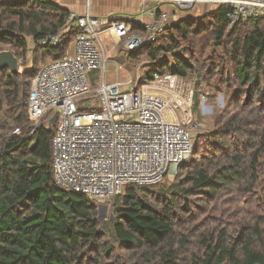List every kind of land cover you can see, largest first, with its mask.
Returning a JSON list of instances; mask_svg holds the SVG:
<instances>
[{
    "label": "trees",
    "instance_id": "16d2710c",
    "mask_svg": "<svg viewBox=\"0 0 264 264\" xmlns=\"http://www.w3.org/2000/svg\"><path fill=\"white\" fill-rule=\"evenodd\" d=\"M229 11L215 5L171 23L140 49L155 65L140 87L172 73L216 84L214 97L232 101L215 110L174 184L131 185L114 198L111 239L97 203L56 182L57 125L33 129L29 117L33 79L66 55L75 35L54 48L39 43L71 12L52 0L0 2V52L20 62L16 74L0 70V264H264V17L230 30Z\"/></svg>",
    "mask_w": 264,
    "mask_h": 264
},
{
    "label": "built area",
    "instance_id": "2783aa9c",
    "mask_svg": "<svg viewBox=\"0 0 264 264\" xmlns=\"http://www.w3.org/2000/svg\"><path fill=\"white\" fill-rule=\"evenodd\" d=\"M91 2L86 0V13H71L60 32L40 41L41 47L54 48L70 32L75 35L66 55L47 62L33 79L28 109L33 129L57 115L53 155L58 186L88 196L99 207L122 195L127 186L159 185L192 162L195 140L188 125L194 91L172 73L141 88L140 73L108 83L107 56L100 44L104 21L91 14ZM164 2L178 11L226 5L230 30L241 21L264 17V0ZM158 11H151L153 20L143 33L133 31L135 19H112L108 31L127 53L137 51L155 43L170 25L169 13ZM143 62L145 66L150 59Z\"/></svg>",
    "mask_w": 264,
    "mask_h": 264
},
{
    "label": "rangeland",
    "instance_id": "374dc122",
    "mask_svg": "<svg viewBox=\"0 0 264 264\" xmlns=\"http://www.w3.org/2000/svg\"><path fill=\"white\" fill-rule=\"evenodd\" d=\"M1 1L3 2L5 0H0V2ZM53 1H56V0H53ZM97 1L98 0H92L91 5H90V8H91L90 11H91V14L93 16H96V9L97 8H100V6H101V9H103V7H104V1L105 0H101V5H97L95 3ZM149 1H155L156 3L157 2L164 3L163 5L161 4V6H163L164 9H167L166 11L169 13V16L171 18H172V16H174L175 13H172L173 6L171 4L164 2V0H149ZM78 3H81L82 6H83V4L85 5L84 0H79V2L74 3V4H78ZM108 3L110 6H114V4H117L116 2H114V0H108ZM121 3L123 5L122 10H125L124 8H131L129 5L130 2H128V0H122ZM121 3H118L117 5L120 6ZM161 6L159 7V9L161 8ZM84 7L82 9H80V10H83V12L82 13L78 12V14H83L85 12L86 7L85 8ZM132 8L137 9V11L132 10V11H129V13L128 12L127 13L132 17H137V16L140 17L142 6H137V7L135 6ZM125 13H126V11H125ZM196 15L198 16V14H196ZM99 16H98V18L104 20V18H103L104 16H102V15H99ZM116 41L118 42V38L116 36H113L111 38V36L108 33L103 35V37H102V43L104 45H108L110 42L115 45ZM117 47H118V49H120L121 46H117ZM30 50H32L33 52L29 53V57H28L29 62L32 61V57L34 55V50H35L34 43L30 44ZM127 55H128V53L126 51L124 53L122 52L121 54H118L116 52L113 55L112 54L110 55L107 53V55H106L107 56V76L110 73V68H111L110 65H113L115 68H116L117 64H118V66L123 67V68L129 67L130 68V76L135 77L138 75V73H140L143 80L145 78L146 73L155 68V65L153 64L152 61H150L147 65L142 66L144 63V62H142V60L144 59V57L146 58V50L145 49L138 51V56L135 57L136 62L133 61V59H134V57H133L132 62H130V65L125 59L122 58V57L127 58ZM120 58H122L124 60L123 64L121 63ZM50 59L46 62H49ZM129 60H131V59H129ZM28 63L26 62L27 67L25 66L27 70L30 67L32 68V62L29 64ZM44 64H42L40 67H42ZM139 69H140V71H138ZM231 69H232V67L229 66V70H231ZM22 70L23 69H21V71ZM122 78L124 79L126 77H122ZM159 78H161V77L159 76ZM186 82L188 83V87H190L194 91V101H195V99L199 100V109H198L199 114L198 115L195 114L196 101L195 102L193 101V105H192V109H191L193 118H192V122L188 125V130H190V132L193 136V139L195 140V144H196L199 135L201 133L209 131L213 127L215 110L216 109H218V110L219 109L220 110L225 109L229 105V103L232 101V98L225 96L223 94H218L214 97L215 91L217 89V85L205 83L197 77L190 78V80L186 79ZM127 89H128V87L126 86L125 90H127ZM167 95L171 96V94H167ZM194 159H195V157H194ZM194 159H192V162H194ZM180 172H181V169L178 168L174 172V175L172 177H167L162 182V185L170 186L171 184H174L177 181V179L180 175ZM115 202H116V199H113L110 203L106 204V206H107L106 212L105 211L99 212V220L101 222V229L104 232H106L107 235L111 239L113 238L111 232H112V221H113V219H115V214H114ZM263 204H264V201H261V206Z\"/></svg>",
    "mask_w": 264,
    "mask_h": 264
},
{
    "label": "crops",
    "instance_id": "0c3cea01",
    "mask_svg": "<svg viewBox=\"0 0 264 264\" xmlns=\"http://www.w3.org/2000/svg\"><path fill=\"white\" fill-rule=\"evenodd\" d=\"M84 1H85V5L83 4V6L81 5V3L74 4V3L79 2V0H56V1H53V2L56 3L57 5L65 8V9H68L71 13L78 14V12H81V13L83 12V10H80V9H82L84 6L86 7V0H84ZM114 2H116L118 4V3H121L122 0H114ZM128 2H130L129 5H130L131 8H124L125 10H122V8H123L122 3H121L120 6L117 5V4H114V6H110L109 3H108V0L104 1L103 9H101V6H100V8L96 9V17H98L99 15L104 16L103 17L104 18V20H103L104 21V26H103V31L104 32H103V34L100 37V44L102 45V48L105 51V53L107 52L110 55L111 54L113 55L116 52L118 54H121L122 52L123 53L125 52L123 43L118 37H117L118 38V42L116 41L115 45L112 44L111 42L108 45H104L102 43L103 35L108 33L111 36V38L113 36H115V35H112L108 31V26H109V23H110V21L112 19L116 18V19H118L120 21H123V22H126V23H131L135 19V20H137L136 23L141 24L143 26H146V25L150 24L152 22V20H153V17L151 16V11L154 8H157L159 11H166L167 10V9H164L163 6H161V4L163 5L164 3H159V2L156 3L155 1H149V0L148 1L147 0H128ZM95 3L97 5H101V0H98ZM135 6L136 7L137 6H142L140 17H138V16L137 17H132V16H130L128 14L129 11H132V10H136L137 11V9H133L132 8V7H135ZM160 6H161V8L159 9ZM212 9H213L212 5L203 4V5L197 6L195 9H192V10H189V11H178V10L174 9V6H173L172 13H175V14H174V16H172V18L170 19L169 23L171 24V23L177 22V21L182 20V19H187V18H192V17H199V16L203 15L204 13H207V12L211 11ZM125 11H126V13H125ZM84 13H86V10H85ZM196 14H198V16ZM78 15H82V14H78ZM117 46H121L120 49H118ZM139 50H137V51H139ZM107 53H106V55H107ZM137 56H138V54H135V55L127 57V58H124V57H122V58L125 59L130 65V62H132L133 57H134L133 61L136 62V58L135 57H137ZM122 58H120V60H121V63L123 64L124 60ZM129 59H131V60H129ZM144 59H145V57H144ZM144 59L142 60V62L144 61ZM110 66H111L110 73H109L108 76H106V81L108 83H113V82H115L117 80H122L123 79L122 77H126L123 80L132 77V76H130V68L129 67L128 68L127 67L123 68V67L118 66V64H117L116 68L113 65H110Z\"/></svg>",
    "mask_w": 264,
    "mask_h": 264
},
{
    "label": "water",
    "instance_id": "95a60500",
    "mask_svg": "<svg viewBox=\"0 0 264 264\" xmlns=\"http://www.w3.org/2000/svg\"><path fill=\"white\" fill-rule=\"evenodd\" d=\"M8 68L12 74H16L20 69V62L13 51L0 52V70ZM57 115H55L50 123V127L56 124ZM99 212L107 211V206H99Z\"/></svg>",
    "mask_w": 264,
    "mask_h": 264
},
{
    "label": "bare ground",
    "instance_id": "6f19581e",
    "mask_svg": "<svg viewBox=\"0 0 264 264\" xmlns=\"http://www.w3.org/2000/svg\"><path fill=\"white\" fill-rule=\"evenodd\" d=\"M151 89V88H150ZM150 89H148L150 91Z\"/></svg>",
    "mask_w": 264,
    "mask_h": 264
}]
</instances>
